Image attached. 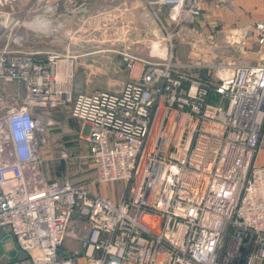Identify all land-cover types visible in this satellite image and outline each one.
<instances>
[{
	"label": "built area",
	"instance_id": "built-area-1",
	"mask_svg": "<svg viewBox=\"0 0 264 264\" xmlns=\"http://www.w3.org/2000/svg\"><path fill=\"white\" fill-rule=\"evenodd\" d=\"M201 2L144 0L165 31L162 8L176 24L192 23ZM240 29L223 34L225 46L246 47L250 38L264 48V22ZM244 52L254 59L222 62L211 76L181 71L171 53L164 62L142 58L139 76L119 91L71 96L53 68L58 53L4 48L0 78L22 81L27 101L0 119V228L31 264L58 263L74 211L87 229L81 264H264V166L254 162L264 145V53ZM121 54L132 69L135 57ZM70 100L71 116L90 126L93 177L39 185L26 170L38 171L53 122L32 107ZM116 180L128 185L118 201L89 186Z\"/></svg>",
	"mask_w": 264,
	"mask_h": 264
},
{
	"label": "rangeland",
	"instance_id": "rangeland-1",
	"mask_svg": "<svg viewBox=\"0 0 264 264\" xmlns=\"http://www.w3.org/2000/svg\"><path fill=\"white\" fill-rule=\"evenodd\" d=\"M142 1L143 4L136 6L135 11H133L127 5H124L125 8H119L118 2L113 0H105L103 2L101 0H88L89 3L87 5L89 8H87V11L82 8L75 12L79 19L74 22L75 24L71 29V34L77 38L72 43L86 44L89 41V44L92 45L100 44L101 47L99 49L103 51H100L101 53L96 58L100 62L103 61L105 65L111 64L112 62H109L111 59L117 58L120 60L123 57L121 52H127L135 57L132 60V69L125 67V69L117 72L97 71L96 66L102 64L89 62L92 64L88 66L91 71L83 72L79 70L73 73L72 84L76 86V89H119L126 80L139 76V63H141L139 60L142 58L151 59L156 62H164L163 57H167L171 53L173 54V59L177 58V62L181 64L179 69L193 76L208 75V72L211 76L214 70L219 67L220 63L228 61L230 58L234 60L242 58L240 56L241 53L238 51L222 47V40L215 42V38H206L207 40L201 47L193 43L197 35L195 36L194 29H192V23L181 22L176 24L171 21L168 18L170 14L168 8L165 10L162 9L158 16L167 30L165 31L160 27L156 15L146 6L144 0ZM64 6L67 5L63 2H45V0L43 2H34L30 6H26V4L21 5L17 0H0V52L4 48H6L8 53L28 51L32 49L31 47L34 44L39 42L38 40L57 45L64 44L65 40L57 36H36L34 30L40 27L28 25L29 21L39 15L45 14L48 10ZM77 7H85V5L83 3L79 5L75 4L73 8ZM83 11H85V15L82 18L81 12ZM68 13L71 15L70 12ZM54 16L51 13V17ZM47 18L49 19V17ZM55 22L51 23L47 21L44 30L50 34L66 33V31L69 33L68 27L60 24L58 19ZM166 33L171 35V48L169 41L166 40ZM89 34L92 35L88 36ZM96 34L98 36L91 38ZM119 36L123 37L118 39ZM203 38L205 39V36ZM132 40L136 45L133 46L132 53H130L126 47L131 46ZM120 45H123V47H118ZM109 50L110 52L112 50L113 53L110 54V57H107L106 54H108L107 52ZM149 54H151V57H149ZM79 59L80 57H77L76 60L79 62ZM99 66H97L98 69L100 68ZM0 82H7L9 86L8 95L2 101L4 105H7L5 113L11 108L22 106L23 101H27L26 89L21 81L0 79ZM58 82L59 85H63L64 87H62L67 89L65 87L66 82H61L60 80ZM73 94L74 92L72 91V96ZM32 108L37 113L38 106L34 105ZM49 132L46 130L45 133H48L49 138L46 139V143L39 146L38 152L42 155L48 153L47 155L53 160V166L44 173L43 171L41 172L40 166H38L37 172L26 170V176L36 180V183L39 185L45 181L48 182L64 178L74 180L75 183H80L78 180H81L82 176L90 170V166L88 165L90 164L89 159L86 157L85 159L80 158L81 160L77 161L73 153H70L68 149L64 148L63 137L55 139L53 142ZM51 141L53 146L50 144ZM9 148L10 143L6 142V152L2 154L3 157L7 155ZM62 154H65V156ZM89 186L97 190V193H102L101 186L104 194L113 199H118L123 195L128 185L125 181L116 180L92 183ZM79 218L77 211H74V216H72L71 221L73 219L79 220Z\"/></svg>",
	"mask_w": 264,
	"mask_h": 264
},
{
	"label": "crops",
	"instance_id": "crops-1",
	"mask_svg": "<svg viewBox=\"0 0 264 264\" xmlns=\"http://www.w3.org/2000/svg\"><path fill=\"white\" fill-rule=\"evenodd\" d=\"M17 1L21 5L26 4V6L27 5L30 6L34 2H41L39 0H17ZM48 1L61 2V3L63 2L67 6L56 8L54 11V15H55L54 17H51V14L47 12L45 14L39 15L38 17H35L33 19L34 22L33 25L34 27H40L39 29L34 30L36 32L35 34L38 37L51 36V35L57 36L63 38L65 40V43L57 45L49 42L47 43L42 40H38L39 42L37 44H34L31 47L32 49L30 50L42 51V52L50 51L59 54L60 57L57 60V64H55L53 68L58 73L59 80L61 82H66L65 84V87H67L66 90L69 92L71 91L70 92L71 96H72V91L74 92V94L77 92H91L93 90H105V91H114V92L119 91L121 88L112 89V90H106V89L79 90L76 89V86H73L72 84V79L74 75L73 73L79 70L83 72H87L88 70L91 71L88 66L92 64H90L89 62H97V64L99 63L103 65V66L97 65L100 67L98 69V67L96 66L97 71L117 72L125 69L126 67L125 64L127 59L124 57H122L120 60H118L117 58L113 60L111 59L109 60V62L111 61L112 63L105 65L103 64V61L100 62L96 58V56L101 53L100 51H103L99 49L101 47L100 44L92 45L89 44V41L86 44L74 43V42L72 43V41L76 40L77 38L71 34V29L75 24L74 22L79 19V17L76 15L75 12H77L79 9L82 8H84L83 10L87 11V8H89L87 5L89 3L88 0H45V2ZM103 1L105 0H101V2ZM113 1L118 2L119 8L120 7L125 8V6L127 5V7L129 6V8L132 9L133 11H135L136 6L143 4L142 0H113ZM82 3L85 5V7L73 8L75 4L79 5ZM162 9L165 10L166 8H162ZM68 12H70L71 15H69ZM84 12L85 11L81 12L82 18L85 15ZM47 17H49V19ZM57 19L59 20L60 24H64L66 27H68L69 33H67L68 31H66V33L50 34L46 30H44L45 29L44 27L46 26L45 23H47V21L53 23ZM254 22H264V0H229V6L216 4L214 0H202L200 15L194 18L191 25H192V29H194L195 35L203 36V37L205 36V39L201 37L203 39L202 41H204L205 43V41L209 38L212 39L215 38L214 39L215 42H218L220 40L223 41V34L228 28L231 27L240 28L243 24L254 23ZM91 35L92 34H89L88 36ZM95 36H98V34L93 35V37L91 38H94ZM120 37L123 36H119L118 39H121ZM132 44L131 46L128 47L125 46L130 53H132L133 46L136 45V43H134L132 40ZM118 47H123V45H120ZM222 47L234 49L239 53H241L240 56H242V58L239 60H234L230 58L231 60L234 61H247L250 59H254V56L252 54L245 53L244 52L245 50H252V51H258L260 53H264V48H259L257 45L253 43V40L250 38L246 42V47L225 46L224 41ZM134 50H136V48H134ZM107 53L108 54H106V56L110 57V54L113 53V51L111 50L110 52L109 50V52ZM149 56H151V54H149ZM77 57H80L79 62L76 60ZM140 67H141V63H139V73H140ZM125 82H123L122 84H124ZM8 88L9 86L7 82H0V119L4 116L6 112L7 105L6 104L4 105L2 101L6 97V95H8ZM23 102L25 103V101ZM70 109H71V100L64 102L62 104H58L56 106H49V105L38 106V111L37 113L34 112V115L45 116L48 119H50L53 122V124L46 127L45 130H47V132L50 131L49 135L51 136L53 142L55 141V139L63 137L64 148L68 149L70 153H73L77 161H80L81 160L80 158L85 159L89 153V142L87 139L89 137L90 126L87 121L80 120L71 116ZM50 144L53 146L52 141L50 142ZM47 154L43 155V160L39 164L41 168V172L43 171V173L53 166V162H52L53 160ZM254 162L256 165L264 166V145H262L257 150L254 158ZM88 165L90 166V168L87 167ZM88 165L86 167L89 168L90 170L87 171L86 174L82 176V179L78 180V182H82L91 179L93 177V171L91 169V165L90 164ZM72 181L74 182V180ZM90 189L93 193H97V190L92 188ZM100 189L102 193H97V194L108 196L103 193L101 186ZM124 194L125 191L123 195L118 199L117 198L113 199L111 197L110 198L113 199L114 201H118L124 196ZM85 223H86L85 220L81 218H79V220L73 219L71 221L69 227L70 233L64 238L62 244L58 248L57 251L58 263L56 264H60L59 262L60 260H63L68 257H71L73 259L74 264H81L82 260L84 259L83 238L87 234V229L84 228ZM0 264H31L28 254L21 247L18 240L13 236V234L10 232L8 228H0Z\"/></svg>",
	"mask_w": 264,
	"mask_h": 264
},
{
	"label": "water",
	"instance_id": "water-1",
	"mask_svg": "<svg viewBox=\"0 0 264 264\" xmlns=\"http://www.w3.org/2000/svg\"><path fill=\"white\" fill-rule=\"evenodd\" d=\"M225 32L231 34L233 37H236L237 35L241 34V29L236 27H231L228 28Z\"/></svg>",
	"mask_w": 264,
	"mask_h": 264
},
{
	"label": "bare ground",
	"instance_id": "bare-ground-1",
	"mask_svg": "<svg viewBox=\"0 0 264 264\" xmlns=\"http://www.w3.org/2000/svg\"><path fill=\"white\" fill-rule=\"evenodd\" d=\"M54 11H55V9H50V10L47 11V13H49V14H51V13L54 14ZM30 22H32V23H30ZM33 24H34L33 20L28 22V25H33ZM160 48H161V47H160ZM159 50H160V49H159ZM151 53H152V52H151ZM170 119H171V118H169V121H170ZM167 128H168V125L166 126L165 131H167Z\"/></svg>",
	"mask_w": 264,
	"mask_h": 264
},
{
	"label": "clouds",
	"instance_id": "clouds-1",
	"mask_svg": "<svg viewBox=\"0 0 264 264\" xmlns=\"http://www.w3.org/2000/svg\"><path fill=\"white\" fill-rule=\"evenodd\" d=\"M30 23H32V22H30Z\"/></svg>",
	"mask_w": 264,
	"mask_h": 264
}]
</instances>
